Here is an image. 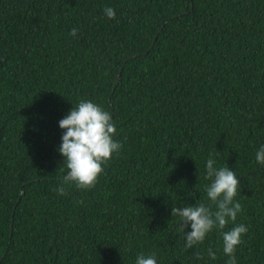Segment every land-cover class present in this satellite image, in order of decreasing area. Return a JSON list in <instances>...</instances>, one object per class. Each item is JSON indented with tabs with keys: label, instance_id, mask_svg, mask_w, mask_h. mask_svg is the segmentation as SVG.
<instances>
[{
	"label": "trees",
	"instance_id": "trees-1",
	"mask_svg": "<svg viewBox=\"0 0 264 264\" xmlns=\"http://www.w3.org/2000/svg\"><path fill=\"white\" fill-rule=\"evenodd\" d=\"M80 100L122 147L95 187L58 195V122ZM261 145L264 0H0V264H226L232 222L185 250L171 215L211 203L210 154L241 183L237 264H264Z\"/></svg>",
	"mask_w": 264,
	"mask_h": 264
},
{
	"label": "clouds",
	"instance_id": "clouds-1",
	"mask_svg": "<svg viewBox=\"0 0 264 264\" xmlns=\"http://www.w3.org/2000/svg\"><path fill=\"white\" fill-rule=\"evenodd\" d=\"M104 14L108 19L116 17V11L112 7H105ZM77 31L78 29H71L70 35H75ZM58 123L59 128L64 130L58 151L64 158L63 164L67 172L61 185L56 188L57 194L64 195V185L70 183H74L78 189L95 187L104 171V165L122 147L120 142L113 139L116 125L111 114L90 100H80ZM212 155H209L206 162L205 177L211 181L205 185V192L211 203L172 206L171 215L179 218L177 230L184 234L185 250L202 243L214 228L223 230L232 222L234 226L221 233L223 252L228 256L226 264H237L235 250L248 231L246 225L235 223L237 215L242 211V205L235 199L241 183L234 170L226 164L220 168L214 167L216 161ZM255 159L257 163L264 165V145L257 150ZM188 227L190 231H186ZM207 255L212 260L217 258L211 249ZM195 258L200 260L203 256L196 253ZM136 264H157L155 254L139 255Z\"/></svg>",
	"mask_w": 264,
	"mask_h": 264
}]
</instances>
